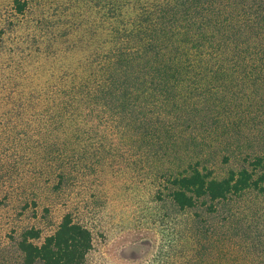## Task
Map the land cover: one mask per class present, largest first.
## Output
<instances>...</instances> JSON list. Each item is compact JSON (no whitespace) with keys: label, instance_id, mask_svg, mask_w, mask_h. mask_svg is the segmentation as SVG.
<instances>
[{"label":"trees","instance_id":"1","mask_svg":"<svg viewBox=\"0 0 264 264\" xmlns=\"http://www.w3.org/2000/svg\"><path fill=\"white\" fill-rule=\"evenodd\" d=\"M27 5L15 2L20 14ZM94 7L99 20L85 32L78 66L66 68L62 98L47 107L49 164L66 171L102 159L108 147L107 158L119 165L117 134L160 164V153H172L156 200L168 199L177 217L160 218L169 240L157 244L154 261L264 264V235L253 238L248 217L228 209L247 193H264V155L234 162L249 142L245 134L264 119V0H96ZM203 144L227 169L206 161ZM58 177L57 189L65 175ZM219 214L222 237L206 219ZM139 231L125 233V243H158L152 230ZM94 247L92 230L70 213L52 234L31 228L17 242L19 264H88Z\"/></svg>","mask_w":264,"mask_h":264},{"label":"rangeland","instance_id":"2","mask_svg":"<svg viewBox=\"0 0 264 264\" xmlns=\"http://www.w3.org/2000/svg\"><path fill=\"white\" fill-rule=\"evenodd\" d=\"M21 1L28 2L23 14L17 12L16 0H0V264H19L22 254L17 242L24 231L35 228L45 237L68 213L94 234L88 264H157L155 248L169 240L168 228L159 220L167 213L166 223L174 222L177 214L168 199L159 202L156 195L164 180L161 172L171 166L175 155L160 153V164L138 143H125L128 139L123 141L117 134L112 140L123 156L119 165L107 158L105 147L102 159L83 160L61 171L49 164L43 148L47 107L62 98L59 89L66 68L78 66L81 43L89 39L85 32H91L93 22L99 20L96 0ZM247 134L249 142L242 143L240 156L234 157V162L241 160L238 164L247 153L264 155V119L259 118L252 134ZM202 147L206 161L218 171L227 169L220 167L221 157L213 158L215 149ZM61 172L65 177L57 189ZM231 208L248 217L256 228L253 238L264 235V193H247ZM220 214L206 219L207 226H221L222 237L227 227ZM139 229L155 232L158 243L150 239L125 243L122 236Z\"/></svg>","mask_w":264,"mask_h":264}]
</instances>
